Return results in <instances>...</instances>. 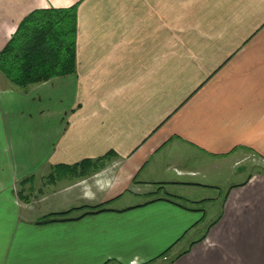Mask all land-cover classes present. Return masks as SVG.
I'll list each match as a JSON object with an SVG mask.
<instances>
[{
    "label": "crops",
    "instance_id": "crops-1",
    "mask_svg": "<svg viewBox=\"0 0 264 264\" xmlns=\"http://www.w3.org/2000/svg\"><path fill=\"white\" fill-rule=\"evenodd\" d=\"M71 5L73 73H0V264H264V0H0V49ZM109 152L36 223L25 178Z\"/></svg>",
    "mask_w": 264,
    "mask_h": 264
},
{
    "label": "trees",
    "instance_id": "trees-1",
    "mask_svg": "<svg viewBox=\"0 0 264 264\" xmlns=\"http://www.w3.org/2000/svg\"><path fill=\"white\" fill-rule=\"evenodd\" d=\"M74 36V5L35 8L22 17L0 49V73L20 89L55 76L71 74L75 68ZM98 158L82 159L71 165L56 164L52 169L54 173L75 174L77 171L78 175H84L86 169L95 164ZM52 174L50 177H53ZM95 207L96 211L100 210L99 205L90 206ZM67 211L48 213L36 223L73 219L64 216ZM92 212H84L77 217Z\"/></svg>",
    "mask_w": 264,
    "mask_h": 264
},
{
    "label": "rangeland",
    "instance_id": "rangeland-1",
    "mask_svg": "<svg viewBox=\"0 0 264 264\" xmlns=\"http://www.w3.org/2000/svg\"><path fill=\"white\" fill-rule=\"evenodd\" d=\"M109 154L107 153L104 156H100L103 158H98L95 164H91L87 169H86V173L84 175H78V172L76 171V173L71 174V173H65V172H55L53 171L52 167L53 165L56 164H51L48 166L47 170H46V175L44 174V176L42 175V182L40 184V179H39V173H40V169H38L35 174H31L29 175L27 178L31 179L32 177V188L28 189L30 190V198L33 204V212L35 213H40L41 211H46L47 212L45 214L42 213V215L40 214V216L37 218V220L41 219L42 216L51 213L52 210H55V208L57 207V202L60 200V202L68 197L69 194L72 193L71 189H69V187L76 183L79 182L81 180H91L93 178H97L98 176H100L101 174H103L105 172V168L106 167H114V166H110L108 163H106L107 161H109ZM108 158V159H107ZM93 160L95 158H92ZM107 159V160H106ZM66 165H71V164H66ZM43 171V170H42ZM108 172L110 173V169L108 170ZM45 173V172H44ZM53 173V177H50V174ZM39 187V189H38ZM28 190L25 192L27 193ZM27 196V194H25ZM42 201V202H39ZM74 210L72 211H67L66 214H64V216H74L75 213H72ZM56 212H62V211H56ZM48 244V243H47ZM54 245V242L50 241V245L49 247L52 248Z\"/></svg>",
    "mask_w": 264,
    "mask_h": 264
}]
</instances>
